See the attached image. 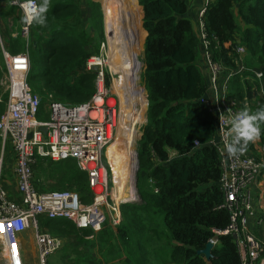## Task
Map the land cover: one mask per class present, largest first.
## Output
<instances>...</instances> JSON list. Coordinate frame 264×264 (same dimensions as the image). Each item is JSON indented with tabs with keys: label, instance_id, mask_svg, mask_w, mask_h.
Returning a JSON list of instances; mask_svg holds the SVG:
<instances>
[{
	"label": "trees",
	"instance_id": "obj_1",
	"mask_svg": "<svg viewBox=\"0 0 264 264\" xmlns=\"http://www.w3.org/2000/svg\"><path fill=\"white\" fill-rule=\"evenodd\" d=\"M104 1L106 7L108 0ZM38 2L39 18L44 23L36 20L31 29L28 84L42 97L38 118L46 121L50 96L67 105L83 104L94 96L96 75L86 72L85 67L90 57L99 54L106 37L102 3L86 1L91 10L86 26L82 0ZM189 2H136L142 46L147 36L141 78L148 110L138 145L137 173L142 203L121 205L123 222L117 235L107 226L95 233L64 220L45 219L43 228L49 234L67 240L64 255L72 259L65 260V264H104L108 257L110 264H242L236 238L231 234L217 235L227 230L231 218L228 212L215 210L224 202L218 185L222 172L220 158L211 145L218 122L200 102L207 92V81L198 64L201 40L194 31ZM11 9L12 13L19 11L16 7ZM238 15L248 27L243 35L248 66L264 74V0L209 3L203 21L212 41L214 58L228 68H238V55L231 44L235 33L240 32ZM5 44L13 55L25 50L20 36L8 35ZM3 68L0 66V120L7 108V95L1 85ZM248 82L245 76L235 75L230 81L229 94L243 108L254 100L251 109L255 111L264 106V87L261 94L259 87L254 88ZM107 84L110 85L109 80ZM142 92L145 94L144 89ZM145 109L140 99L139 121L145 120ZM261 127L264 133V124ZM261 136L264 139V134ZM250 149L254 152L251 143ZM39 168L46 172L42 192H75L84 204H91L88 175L78 168L76 161L45 160ZM214 238H219L220 244L208 261L199 252ZM118 242L124 244L123 251L117 247ZM160 245L162 255L166 254L164 263L162 255L158 256L155 250Z\"/></svg>",
	"mask_w": 264,
	"mask_h": 264
},
{
	"label": "built area",
	"instance_id": "obj_2",
	"mask_svg": "<svg viewBox=\"0 0 264 264\" xmlns=\"http://www.w3.org/2000/svg\"><path fill=\"white\" fill-rule=\"evenodd\" d=\"M1 1L18 8L22 13L24 26L17 36L24 39L26 50L13 55L2 47L4 76L1 85L7 95V108L0 120V138L4 148L11 145L13 149L21 202L9 198L4 186V159L1 157L0 264H28L20 237L30 230L35 232L39 264H49L50 256L64 247V239L44 231L42 218L53 221L64 219L74 223L78 229H89L95 233L107 226L115 234H118L123 222L122 202H117L113 197L115 184L112 167L110 169L106 163L109 148L118 136L120 123L119 99L110 88L117 74L110 70V42L106 37L101 53L90 57L86 63V72L96 75V93L91 100L83 104L67 105L50 96L46 106L49 119L39 120L42 97L32 91L28 75L31 68V29L40 17L41 7L38 0ZM212 1L206 0L207 4ZM205 12L201 11L198 21L199 39L205 49L213 99H209L206 92L200 102L216 116L218 122L217 135L211 145L220 158L222 172L218 185L224 194V202L215 210L226 211L231 218L227 230L217 235H233L237 240L242 264H258L264 257V242L249 234L247 229L249 219L256 217V200L264 187V158L251 151L250 143L253 142L248 144L242 154L229 156L220 134L221 127L225 126L220 119L226 120L243 108L229 94L231 79L235 75L245 76L248 73L255 82L251 86L259 87L263 94L264 74L262 70L249 69L245 61L248 48L243 43L242 32L235 33L231 41L238 55V68H228L215 60L212 41L203 21ZM95 68L98 70L95 71ZM253 103L254 100L251 101ZM42 128H47L46 135L41 131ZM258 151L264 154L263 142H260ZM136 155L138 157V152L135 153V159ZM45 160L76 161L78 168L88 175L93 198L91 204H84L75 192L39 191L35 185V174L40 162ZM258 222L264 223V219L259 218ZM210 243L216 248L220 239L214 238Z\"/></svg>",
	"mask_w": 264,
	"mask_h": 264
},
{
	"label": "bare ground",
	"instance_id": "obj_3",
	"mask_svg": "<svg viewBox=\"0 0 264 264\" xmlns=\"http://www.w3.org/2000/svg\"><path fill=\"white\" fill-rule=\"evenodd\" d=\"M106 15V36L110 42V70L119 76L113 83L112 92L118 96L120 101V118L126 117L132 127V123L138 122L137 106H139V96L141 97V89L138 87V76L143 67L139 61L141 50L136 29L133 26L132 12L127 3L123 0H109ZM111 47H113V52L119 56L118 65L114 62L116 55H112ZM135 133L134 128L126 129L125 124H120L119 138L108 151L114 174L115 189L113 197L117 202L125 201L128 198H136V191L132 188L135 169V152L132 142ZM56 220L63 221L64 219Z\"/></svg>",
	"mask_w": 264,
	"mask_h": 264
},
{
	"label": "crops",
	"instance_id": "obj_4",
	"mask_svg": "<svg viewBox=\"0 0 264 264\" xmlns=\"http://www.w3.org/2000/svg\"><path fill=\"white\" fill-rule=\"evenodd\" d=\"M86 1L87 0H82L81 6H82L83 11H84V18H85V15H87L85 18V25L87 26L88 21H89L90 16H91V10L86 5ZM94 1L101 3L99 0H94ZM208 5L209 4H207L206 0H190V2H189V7H190L189 15L192 16V18L196 17L195 20L199 21L201 11L206 10ZM102 7H103V5H102ZM11 10H12L11 6L7 2L0 0V40H1V42H0V57L2 56L3 66H4V57L2 54V52H3L2 47L5 48V45H6L5 42H6L7 36L11 35L13 38H18L19 35L17 36V34H18L19 30L22 29V27L24 26V17L22 15V13L19 11H16V13H12ZM103 12H104V10H103ZM4 16H6V18H3ZM104 16L106 17L105 12H104ZM238 26L240 28V32H242V33H245V31L248 29L243 18L239 15H238ZM193 27H194L195 34L199 37V28H197V25H195L194 23H193ZM104 30H105V19H104ZM104 42L101 43L99 54L101 53L102 44ZM226 46L228 47V44ZM25 50H26V43H25ZM144 53H145V49H144ZM245 61L248 65V55H247ZM198 64H199L200 68L202 69L205 80L207 81L208 97H209V99H213V91L211 90V84H210L211 83L210 82V72L206 66L205 49H204L202 44H200L198 47ZM0 66H2L1 63H0ZM3 66H2V68H3ZM248 67H249V69H258V68H254V67H250V66H248ZM3 70H4V68H3ZM246 78H249V79H246ZM245 80H249L248 83L251 85L255 84L253 78L248 73H247V75L245 74ZM147 110H148V108H147ZM46 115L49 116L48 114H46ZM146 116H147V114H146ZM260 142L264 143V139L262 136L259 140H256L255 142H253L252 145L254 147V153L258 154L261 158H264V154H260L258 151ZM7 147H9V148H7ZM1 157H3V159H4V186L9 193V198L12 201H17L18 203H20L21 200H20V195H19V191H18V178H17V174H16L15 156L13 153L12 146L7 145L4 148L3 144H2V140H1V145H0V158ZM122 204H123V202H122ZM255 207L257 209L256 210V217H252L249 219L247 232L249 234L255 236L257 239L261 240L262 242H264V223L258 222L259 218L264 219V187H263V190L260 193L258 199L256 200ZM44 220L45 219L42 218V222H44ZM115 235H117V234H115ZM63 243H64V247H65V245L67 244V240H64ZM21 244L23 247L26 246L23 237L21 238ZM258 264H264V257L259 261Z\"/></svg>",
	"mask_w": 264,
	"mask_h": 264
},
{
	"label": "rangeland",
	"instance_id": "obj_5",
	"mask_svg": "<svg viewBox=\"0 0 264 264\" xmlns=\"http://www.w3.org/2000/svg\"><path fill=\"white\" fill-rule=\"evenodd\" d=\"M101 3H102V5H103V9H104V12L106 13V7H105V1L104 0H99ZM109 1V0H108ZM123 1H125L126 3H127V5H128V7L130 8V10H131V12H132V18H133V26L135 27V29H136V33H137V39H138V43H139V47H140V50H141V53H140V56H139V61L142 63V65H143V67L141 68V70H140V72H139V89H141V98H140V96H139V106H137L138 107V109H137V120H138V115H139V119H140V99L142 100V102H143V104L144 105H146V109H145V114H144V116H145V120L144 121H139L138 120V122L136 121V122H134V123H132L133 125H132V127H131V123L129 122V121H127V118L126 117H123V118H120L121 120H120V123H119V130H118V136H117V138H116V140L119 138V134H120V124L121 125H123V124H125V128L126 129H129V128H134V131L136 132L135 133V138H134V140H133V142H132V146H133V149H134V152L136 153V152H138V145H139V141L141 140V137H142V134H143V127L145 126V124L147 123V116H146V114H147V108H148V104L146 103L147 102V94H146V92H145V94L142 92V89H145V87H144V84H143V82H142V79H141V75H142V73H143V71H144V49H145V41H146V38H147V36H146V38L144 39V44H143V46H142V43H141V41H140V34H139V29H140V27H139V25L137 24V18H138V15L136 14V10L138 9V8H136L135 9V7H136V2H137V0H123ZM138 4H139V0H138ZM140 6V5H139ZM139 10V9H138ZM142 12H143V9H142ZM86 16L87 15H85V18H86ZM192 17V16H191ZM195 18L196 17H194L193 18V23L195 24V25H197V28H198V21L197 20H195ZM104 19H105V35L107 34V15H106V17L104 16ZM137 26V27H136ZM3 31V30H2ZM197 32V31H196ZM105 37H107V36H105ZM111 49H112V55L114 56V55H116V53H114L113 52V47H111ZM2 56L0 57V63L2 64V66H3V62H2ZM115 64L116 65H118L117 63L119 62V56L118 55H116V57H115ZM115 79H118L119 78V76L118 75H116L115 77H114ZM113 81H112V83H111V86H110V88H113ZM145 91V90H144ZM119 99V98H118ZM254 103H255V101H254ZM119 104H120V101H119ZM247 106L251 109L252 107H254L250 102H249V104H247ZM253 110V109H252ZM138 111H139V113H138ZM121 112V111H120ZM130 123V125H128ZM122 127V126H121ZM115 140V141H116ZM115 143V142H114ZM7 148H9V147H7ZM138 157H137V155H136V163H137V165H135V169H134V178H133V180H134V183H133V185H132V188H134V190L136 191L135 193H136V200H135V202H137V203H142V200H141V198H140V196H139V193H138V190H136V183H137V171H138V168H137V166H138ZM134 160V161H135ZM133 161V160H132ZM106 163L108 164V166L110 167V169H111V165H110V161H109V159L108 160H106ZM139 167V166H138ZM6 174V173H5ZM46 176V172L44 171V170H40V168H39V166L37 167V169H36V174H35V185H36V188L39 190V191H41L42 190V186H41V184L43 183V179H44V177ZM132 180V181H133ZM132 184V183H131ZM134 186V187H133ZM43 187H45V185L43 184ZM42 192V191H41ZM128 200H132L131 198H128ZM41 226H42V229L44 230V231H46V229H44L43 228V222L41 223ZM24 235V236H23ZM20 238H22L23 237V239H24V241H25V247H23L22 246V248H23V253H24V255L26 256V258H27V263L28 264H39V261H38V259H37V250H36V241H35V232H33L32 230H30V231H28L27 233H25V234H23ZM92 239V238H91ZM70 242L68 241V244H69ZM1 247H2V242L0 241V250H1ZM117 247H119L120 248V250H124L125 248V246H124V244L122 243V242H118L117 243ZM64 248L65 247H63L60 251H58L55 255H53V256H50V258H49V264H65V260L66 261H68V260H70V259H72V257L71 256H65L64 255ZM151 250V249H150ZM155 250H156V253H157V255L158 256H161L162 255V251H160V250H162V246L160 245V246H155ZM100 251H102V249H99V252ZM123 258H126V255H124V257ZM164 258H166V254L163 256H161V261L164 263V261H163V259ZM109 260V257H108V259H107V261ZM107 261H104V264H110V262H107ZM155 262V261H154ZM114 263V262H113ZM112 264V263H111Z\"/></svg>",
	"mask_w": 264,
	"mask_h": 264
},
{
	"label": "clouds",
	"instance_id": "obj_6",
	"mask_svg": "<svg viewBox=\"0 0 264 264\" xmlns=\"http://www.w3.org/2000/svg\"><path fill=\"white\" fill-rule=\"evenodd\" d=\"M37 22L44 23L43 18H38ZM220 134L223 140L224 149L229 156H236L246 151L250 142H255L261 138L262 127L264 124V106L255 111L245 106L240 111L227 117L226 120L220 119Z\"/></svg>",
	"mask_w": 264,
	"mask_h": 264
},
{
	"label": "water",
	"instance_id": "obj_7",
	"mask_svg": "<svg viewBox=\"0 0 264 264\" xmlns=\"http://www.w3.org/2000/svg\"><path fill=\"white\" fill-rule=\"evenodd\" d=\"M96 70H98L97 68H95V71ZM145 90V92H146V89H144ZM147 94V93H146ZM147 104H148V99H147ZM41 131L46 135L47 134V128H42L41 129ZM30 137H32V135H30ZM138 166H139V162H138ZM137 166V168H138V170H139V167ZM137 173H138V171H137ZM136 190H137V183H136ZM135 200L136 199H132V200H125V201H122L123 202V204H126V203H129V204H140V203H137V202H135ZM215 248H214V245L212 244V243H209L208 245H207V248L205 249V250H203V251H200L199 252V255H201V256H204L208 261H210L211 260V258H212V252H213V250H214Z\"/></svg>",
	"mask_w": 264,
	"mask_h": 264
}]
</instances>
